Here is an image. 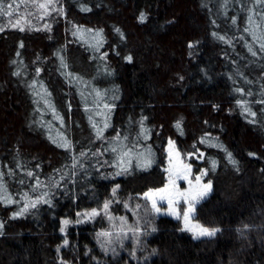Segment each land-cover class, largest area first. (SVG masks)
Listing matches in <instances>:
<instances>
[{"label":"trees","instance_id":"1","mask_svg":"<svg viewBox=\"0 0 264 264\" xmlns=\"http://www.w3.org/2000/svg\"><path fill=\"white\" fill-rule=\"evenodd\" d=\"M47 18L0 13V264H264V3L59 0ZM170 140L204 153L191 164L212 189L195 219L215 236L144 198L166 183ZM105 202L137 230L110 251L106 214L77 222Z\"/></svg>","mask_w":264,"mask_h":264},{"label":"snow or ice","instance_id":"2","mask_svg":"<svg viewBox=\"0 0 264 264\" xmlns=\"http://www.w3.org/2000/svg\"><path fill=\"white\" fill-rule=\"evenodd\" d=\"M33 3L36 2V0H32ZM258 3H264V0H257ZM48 3H52V0H48ZM17 7H19L17 5ZM39 8H44L47 9L48 4L46 3H41L38 4ZM7 8L9 9V11H4V5L3 3H0V13L4 14V15H8L11 16L12 15V11L11 9H13V4H8ZM82 11H89L90 9L87 8H82ZM251 17H249V21L251 22ZM145 20V17L143 14H141L140 16V21L143 22ZM235 23V21H233ZM21 31H23L24 29L21 28ZM117 31L119 32V29H117ZM220 39H223V37H220ZM21 47H23V45H21ZM189 47H192V45L190 44ZM261 50H264V43H261L260 45ZM249 51L252 52V55H256V53L254 51H252L251 47H249ZM127 59L129 60V62H131V57H127ZM18 75V73H17ZM260 103H264V101H259ZM239 103V102H238ZM107 107V105H105ZM243 106V105H242ZM250 115H252L253 117L255 116L254 112H251L250 109H245ZM59 119V117H58ZM62 123V121H61ZM109 125L107 123L104 124V129H106ZM93 127H96L95 125H93ZM176 128L180 129L181 125L179 123L176 124ZM104 129H97V138L98 139H102L103 138V131ZM117 139H119V137H117ZM125 139H127V137H125ZM54 143H56V141H53ZM202 143L204 142L203 140L201 141ZM58 147H64L66 150H69L71 148V144L69 141H67V139H64V142L61 144H57ZM113 151H115L116 149L113 148ZM169 164L170 167L168 169H165V171L168 173V184L164 187L161 188L155 192L149 191L148 193L144 194V198L150 200L151 202V206H152V210L159 214L161 212V207L158 206V201L159 202H163V201H167L168 204V210H167V214L169 215H175L177 219H180L181 216L179 213L176 212L175 209V205L177 203H179V201L182 199L183 202L187 205V208L183 211V221H184V229L182 230H187V231H192L194 238H200L201 236H208V237H212L215 236L216 233L218 231H220L218 228H213V229H209L206 227H203L199 224H191L192 219H194V212H195V208L196 205L200 202V200H202L205 196L208 195V193L211 191L212 189V184L211 181H209L208 183L204 184L202 183V176L206 175L207 172H202L201 175L196 176L195 177V183H193V181L191 179H189V176L191 175V165L188 164H183L182 162H179L178 164H173V154L175 155V157L177 158V160H179L180 157V153L178 151H175V145L173 141H169ZM131 152V149L128 150V152H124L123 155L124 156H128ZM81 155H84V153H81ZM201 155H203V153H201ZM142 159L138 161L137 166L143 168L144 170H147V168H149L152 164V160H151V153L149 150V153L147 155H143L141 154ZM229 159L230 162L235 164L236 161L231 159V154H229ZM75 160V158H74ZM213 165V170L215 169V161L212 162ZM73 167H75V163L73 164ZM122 171H127L126 168L122 169ZM120 173L118 172L117 175H119ZM2 175V174H0ZM29 176H32L33 174L31 172L28 173ZM186 180L189 184V188L185 189L183 191H181L179 189V187L177 186V181L178 180ZM22 183V181H21ZM37 185H39V181H37ZM0 188H3V185H0ZM35 190V189H33ZM6 191V189H5ZM116 189H113V194H115ZM43 196H47V193H43ZM25 197H27V193H25ZM158 198V199H157ZM8 202L10 203L11 200L8 199ZM41 202L39 199L33 201L31 203V207H36V204ZM44 203H48L49 205L51 204L50 200H43ZM109 203L110 202H105L104 204V210L105 212L107 211V209L109 208ZM29 205L26 203L25 206L20 210L19 213H16L13 218H16V216L18 215H23L24 212H26L28 210ZM125 207H128L127 204H125ZM137 207H139V205H137ZM99 213L96 210H93L92 213H90V216H95L98 215ZM109 219L111 220V216H109ZM121 220L123 222L126 223V221H124V218H121ZM65 225H67L69 223L68 220H65L63 222ZM191 225V226H190ZM0 227H2V225H0ZM130 231H137L136 229H129ZM61 231L63 232L64 229L62 228ZM153 231H155V228H153ZM99 235L101 236H110L111 233L108 232H103L100 233ZM65 244H67V241H65Z\"/></svg>","mask_w":264,"mask_h":264},{"label":"rangeland","instance_id":"3","mask_svg":"<svg viewBox=\"0 0 264 264\" xmlns=\"http://www.w3.org/2000/svg\"><path fill=\"white\" fill-rule=\"evenodd\" d=\"M14 1H16V0H13V2ZM58 1L59 0H52V3H48V0H36V2L33 3L32 0H22V1L18 0V2L13 3V9H11L12 15L11 16L5 15L7 17L6 20L10 21V23H14L17 26H18V24L19 25L23 24V26H28L29 25L28 23H29L30 20H35L36 21L35 24H39V25L45 26L46 25V21L48 19L47 16L48 15L51 16L52 14H54L57 11V3H58ZM41 3L48 4L47 9L39 8L38 4H41ZM8 4H11V3H8ZM17 5L19 7H17ZM8 11H9V9H8ZM11 20H14V21H11ZM74 32H76V30ZM88 40L90 42L93 41V39L91 40V38H88ZM171 141H173V140H171ZM173 142H174V145H175V151H178L180 153L179 160H177V158L173 154V157H172L173 164H178L179 162H182L183 164L191 165V175L189 176V179H191L193 181V183H195V177L201 175V173L205 172V170H203L200 174H196L194 172V167L191 164V159L195 158L198 161H202V159L204 157V153L203 152H198L196 154H188V155L183 154L179 150V148H178L177 144L175 143V141H173ZM169 151L170 150H169V142H168L167 147H166V166H165V169H168L170 167V164H169V159H170L169 158ZM201 153H203V155H201ZM206 175L202 176V183H204V184L208 183V182L205 181ZM176 183H177V186L179 187V189L181 191L189 188V184H188V182L186 180H182L181 179V180H178ZM167 184H168V173L166 172V183L161 188H164ZM161 188L150 190V191L155 192V191H157V190H159ZM210 193H211V191L208 193L207 196H205L202 200H200L199 203H201L204 199H206L209 196ZM149 202H150V200H149ZM197 205H196V207H197ZM158 206L161 207V212L158 215H165V216L172 217V218H174L176 220H180L182 222V224H183V227H184L183 211L187 208V205L183 202L182 199L179 201V203H177L175 205L176 212L179 213L180 216H181L180 219H177L175 215L167 214V210H168L167 201H163V202H159L158 201ZM96 211L99 214L95 215V216H90L89 215L90 213L93 212V210L83 211V212L79 213L77 222L80 223V224H83L85 222L92 221L96 217H98L100 214H103V213L106 214L108 217L111 216L112 219L111 220L109 219L110 220V228H109L108 231H106L108 233H111V235L110 236H100V241H101L102 247L105 250H108V251L113 250L115 245H117V243H119L120 240L125 239L127 237L128 233L130 231L129 230L130 227H129L128 223L127 222L126 223L123 222L121 220V218H116V217H113L112 215H110L108 209L105 212L104 207H103V209L101 211H98V210H96ZM193 216H194V219H192L191 224H193V225L194 224H199L196 221V219H195L196 208H195V212H194ZM71 225H72V223H70V222L67 225L64 224V228H65L64 232ZM188 232H190L193 235L192 231H188ZM201 237H208V236H201Z\"/></svg>","mask_w":264,"mask_h":264}]
</instances>
